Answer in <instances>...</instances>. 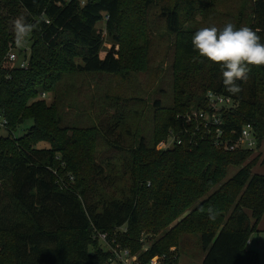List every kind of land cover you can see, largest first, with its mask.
<instances>
[{
  "label": "trees",
  "instance_id": "obj_1",
  "mask_svg": "<svg viewBox=\"0 0 264 264\" xmlns=\"http://www.w3.org/2000/svg\"><path fill=\"white\" fill-rule=\"evenodd\" d=\"M214 1L0 0V115L9 132L0 137V264H106L109 253L94 239L95 231L111 239L121 227L126 232L117 239L133 253L142 251V234H152L148 251L140 253L143 261L160 256L163 264H179L192 236L203 253L201 264H259L258 253L247 245L264 215V175L253 173L260 157L224 151L186 118L207 109L205 96L213 91L238 104L223 115L226 130L238 137L251 125L257 150L264 140V67H252L233 95L223 86L219 65L192 46L199 29L195 17ZM249 2L250 16L235 26L259 29L264 42V0ZM153 7L175 37L172 104L155 102L152 135L136 134L126 149L116 143L125 156L98 164L94 144L107 136L99 127L62 126L59 86L78 73L127 79L142 69L133 61ZM125 13L137 25L130 32L122 30ZM21 16L27 23L39 21L24 43H30L26 69L8 60L17 45L13 22ZM103 21L113 45L101 58L105 39L97 25ZM113 123L111 132L121 127L123 115ZM21 129L26 133L16 137ZM170 135L183 144L158 150ZM80 162H91L90 173L81 171ZM65 164L76 177L68 184L55 172ZM231 168L238 171L227 178ZM159 231L165 233L156 241Z\"/></svg>",
  "mask_w": 264,
  "mask_h": 264
},
{
  "label": "rangeland",
  "instance_id": "obj_2",
  "mask_svg": "<svg viewBox=\"0 0 264 264\" xmlns=\"http://www.w3.org/2000/svg\"><path fill=\"white\" fill-rule=\"evenodd\" d=\"M250 13L249 0H215L209 11L196 15L193 26L200 28L215 25L222 28L229 22L236 25L240 18L246 20ZM147 19L149 32L144 39L142 51L133 61L134 63L139 62L137 65L142 69L133 73L130 71V77L127 79L109 75L78 73L71 77H65L59 86V101L64 112L62 126L69 128V131L74 127L86 129L99 127L102 135L107 136L108 140L102 136L94 144L93 158L96 163L101 165H104L108 160L113 161V159L125 156L123 150H117L114 147L116 143L126 149L134 144L135 139H138V137L135 138L136 134L147 139L152 135L155 102L159 101L164 107H169L172 104L175 37L166 32L164 22L159 18L156 7L148 11ZM121 25L122 30L124 28L126 32L137 28L136 24L131 25L128 13L123 16ZM97 29L102 32L105 39L104 47L100 53L101 58H104L112 47L113 40L109 38L105 30L104 21L97 25ZM29 44L16 45L13 53L18 56L19 60H22L24 55L23 52L19 53L20 49L29 55ZM53 101L52 97L47 98L48 104ZM120 114L123 115V123L120 128H115L111 132V126L114 125L115 118ZM2 121L0 119V137H6L9 132L1 126ZM30 125L29 121L21 128L27 129ZM22 129L15 134L16 137H21L26 133ZM44 146L46 145H40V147ZM255 156L260 159L253 167V173L264 175V140L261 148L254 151L253 157ZM80 165L83 173H90L91 162H80ZM237 171L238 169L231 168L227 178H231ZM55 172L66 184L76 179L75 173L69 171L67 164L60 165ZM179 220L171 223L165 231H170ZM259 223L257 227L260 225ZM165 231L157 232L154 239L160 240ZM142 236L146 239V247L149 248L152 243L150 239L152 234L144 232ZM186 242L188 254L180 256L179 264H201L203 253L198 248L196 239L190 236ZM170 251L173 252L174 248H171Z\"/></svg>",
  "mask_w": 264,
  "mask_h": 264
},
{
  "label": "clouds",
  "instance_id": "obj_3",
  "mask_svg": "<svg viewBox=\"0 0 264 264\" xmlns=\"http://www.w3.org/2000/svg\"><path fill=\"white\" fill-rule=\"evenodd\" d=\"M38 23H27L22 16L14 20L13 32L18 46L26 42ZM259 31L249 26L237 28L229 22L222 28L200 27L192 36V46L199 56L219 65L223 86L230 94L242 90L237 82L247 80L252 67H264V42ZM208 214L209 219H215L212 208L208 209Z\"/></svg>",
  "mask_w": 264,
  "mask_h": 264
},
{
  "label": "built area",
  "instance_id": "obj_4",
  "mask_svg": "<svg viewBox=\"0 0 264 264\" xmlns=\"http://www.w3.org/2000/svg\"><path fill=\"white\" fill-rule=\"evenodd\" d=\"M14 50H11L8 54V60L14 64H18L19 68L26 69L28 66V54L23 50V58L22 60H19L18 56L13 53ZM42 97L44 98L45 95ZM205 98L207 102V109H202L193 113V115H188L186 117L187 122L194 125L199 123L204 128V131H207L209 135H213L215 146L223 149L224 151L254 152L257 149V139L251 125L244 126L240 130L238 137L235 136V131L229 132L224 127L223 115L227 112L235 110L238 106L237 102L213 91H209ZM0 119L3 120L1 126L6 127L7 121L1 115ZM234 136L235 139H233ZM182 144L183 142L181 139L174 135H170L166 140L162 141L158 145L157 149L167 150L173 148L174 146H181ZM61 180L64 181L63 179ZM125 232L126 227H121L114 234L113 238L110 239L106 233L95 231L94 239L97 240L98 243H101L109 253L106 264H163L162 257L160 256H155L147 261H143L141 259L140 253L148 251L145 244L146 239L143 236L140 240L142 243V251L139 253H133L129 247L122 245L117 239V233L123 234Z\"/></svg>",
  "mask_w": 264,
  "mask_h": 264
},
{
  "label": "crops",
  "instance_id": "obj_5",
  "mask_svg": "<svg viewBox=\"0 0 264 264\" xmlns=\"http://www.w3.org/2000/svg\"><path fill=\"white\" fill-rule=\"evenodd\" d=\"M259 224L250 236L247 249L254 252L258 251L259 264H264V215Z\"/></svg>",
  "mask_w": 264,
  "mask_h": 264
}]
</instances>
